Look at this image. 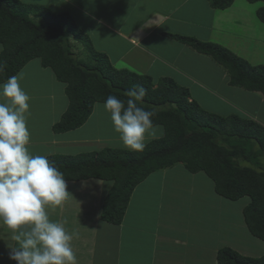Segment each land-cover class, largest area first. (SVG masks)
Returning <instances> with one entry per match:
<instances>
[{
    "label": "trees",
    "instance_id": "1",
    "mask_svg": "<svg viewBox=\"0 0 264 264\" xmlns=\"http://www.w3.org/2000/svg\"><path fill=\"white\" fill-rule=\"evenodd\" d=\"M254 4L264 0H248ZM235 0H210L214 9L231 7ZM264 22V6L257 12ZM195 51L211 56L230 74L232 86L264 96V65L253 66L229 49L191 37L173 36ZM0 85L18 74L30 61L39 59L56 79L65 84L68 107L53 126L57 134L82 127L97 103L108 95L127 100L133 84L145 87L141 102L155 113L153 122L163 136L147 143L142 153L106 147L77 155L53 154L66 181L98 179L108 182L100 220L122 224L134 190L152 173L182 164L192 174L205 173L215 192L228 200L245 197L251 202L243 217L250 234L264 243V126L239 115L221 116L205 111L190 91L173 79L155 84L147 75L119 70L107 54L97 51L69 12L57 13L23 0H0ZM87 53L81 55L80 46ZM85 51V52H86ZM81 56V57H80ZM248 162L250 166L243 165ZM219 264H264L225 247L217 252Z\"/></svg>",
    "mask_w": 264,
    "mask_h": 264
},
{
    "label": "crops",
    "instance_id": "2",
    "mask_svg": "<svg viewBox=\"0 0 264 264\" xmlns=\"http://www.w3.org/2000/svg\"><path fill=\"white\" fill-rule=\"evenodd\" d=\"M52 1L53 11L69 12L89 35L94 48L107 54L115 68L150 76L155 84L162 78L173 79L178 85L187 88L191 93V100H197V103L200 101L190 85L207 87L199 85L205 80L201 81L196 76L199 73L197 71L218 63L211 56L195 51L173 36L215 43L236 52L253 66L263 65L258 56L262 55L264 49V22L257 15L258 10L264 6L263 2L252 4L248 0H235L231 7L219 10L212 8L210 0ZM29 81V84L23 82L21 85L26 91L33 90L32 95L39 99L38 104L45 102L40 107L48 105L46 111H40V117L53 113L50 121L53 130L68 107L65 86H53V81V87L40 82L36 86V81ZM227 83L232 86L229 79ZM212 94L232 104L218 89L213 90ZM244 114L247 115L245 118L264 126V122L259 119V112ZM231 115L233 114H229ZM53 134V140L58 141L56 136L62 133L53 131ZM262 163L264 164V158ZM243 165L250 166L248 162ZM170 179L166 170H161L152 173L139 184L120 225L100 220L103 196L110 189V184L101 180V185L96 190L94 188L93 199L88 197L85 201L82 199L76 202L72 206L76 208L72 215L66 216L62 210L56 216L52 214L54 221L64 223L65 228L74 234L72 247L77 264H219L217 252L224 248L222 239L218 238L216 241L211 236L203 241L205 235L194 234L192 223L196 225L195 218L201 215L184 211L189 206L185 204L188 199L181 197L182 203L178 204L185 208L177 209L172 203L165 205L163 189ZM191 190L192 188L187 187L179 194L193 199ZM213 191L215 192L214 184ZM84 193L80 192L78 195ZM74 198L76 197H71L70 200ZM246 198L248 197L240 199L243 202L239 208L241 213L251 202L250 198ZM91 207L93 210H90ZM53 209L49 208V211L52 212ZM225 213L228 218L230 214L227 211ZM177 218L179 222H171ZM220 224L222 225L221 221ZM0 232L3 233V243L6 245L2 247L5 252L0 251L3 253L0 256L4 257L9 255L8 244L12 241L6 226L0 224ZM229 233V230L226 231L225 236L228 238ZM254 240L257 250L255 255L262 257L264 252L260 253L259 245L263 249V242L257 238ZM159 246L162 248L158 249Z\"/></svg>",
    "mask_w": 264,
    "mask_h": 264
},
{
    "label": "rangeland",
    "instance_id": "3",
    "mask_svg": "<svg viewBox=\"0 0 264 264\" xmlns=\"http://www.w3.org/2000/svg\"><path fill=\"white\" fill-rule=\"evenodd\" d=\"M24 1L28 4H38L52 9V0ZM81 47L84 46L81 45L78 48V51L81 52V55L84 54L85 56V53H87V51L85 50V48ZM2 49L3 47L0 44V52L2 51ZM258 58L261 62H263L264 65V49L262 50V55H259ZM211 65L212 66L208 65L198 70L197 72L199 73L196 75L198 76V78H200L201 81L205 80L202 81V83H200L199 85L207 87L201 88L200 86L192 84L190 85L193 93L200 101V103L198 104L203 109L212 113L221 114L222 116H229V114H233L246 117L247 115L244 114L245 112L252 114L254 112H259V119L264 122L263 94L260 92L248 91L240 87L230 86L227 83L228 79L230 80L229 72L223 66L216 63ZM19 73H23V76H27L26 78H22V80L20 81L21 84L23 82H27L29 84V80L32 79L33 81H36V86H39V82L44 85L46 84L51 86V81H53V86H65L64 83L59 82L56 79L53 71L50 68H44L41 65V61L39 59L30 61ZM215 89H218L232 104L225 102L224 99L220 96H215V94L213 95L212 93ZM24 90L26 91V89ZM32 91L33 90L26 91L31 97L30 109L26 114V118L31 133V143L29 145V151L32 154L35 151H38L36 155L48 156V154L50 155L58 153L77 155L85 152L100 151L101 149L106 147L126 149L119 138V134L114 131L110 115L104 110L102 103H97L94 106L92 115L82 127L56 136V139L58 141L53 140L54 134L53 130L51 129L52 125H50V121L53 118L54 114L50 112L48 115L40 117V111H46L48 109V105L40 107L45 102L42 104H38L37 100L39 99L35 98L32 95ZM58 99L60 102L59 97ZM66 100L68 101V99ZM162 131V127H155L156 133L152 135L153 137L151 136L152 139L162 137ZM37 133H39L40 135H37ZM149 139L150 137L146 140V143L149 141ZM166 172L167 176L171 179L167 181L165 189H163L165 195L164 201L166 200L165 205L172 203L174 204V207H177V209H181L184 207L178 205L182 203L180 201L181 197H183V199L187 198L188 200L185 202V204L189 206L188 208L184 207V211L189 210L193 215H201V217L195 218V222H197L196 225L192 223V225L194 226V234L197 233L199 236L205 235L203 241L208 240L209 238H211V236H213V239H215L216 241H218V238H221V243L223 244L224 248L230 247L238 251L240 254L249 255V257H260L255 255L257 252L254 246L255 243H253L256 241L254 240L255 237L250 234L247 225H244L243 212L241 213L239 210L243 202H240V200L231 201L215 193L213 191V182L205 173L201 172L192 174L184 166L181 165L175 168L172 167L166 169ZM190 178H192L193 180L192 183L190 181ZM66 182L70 195L65 200L64 205L62 204L59 207H54L52 212L48 209L50 218L52 220L53 215L56 216L61 210L62 213H64V215L66 216L72 215L76 210V208H72V206L82 199L84 201L87 200L88 197L93 199V192L99 187V185H101V181L94 178L88 180ZM106 186L108 187V184H106ZM187 187L192 188L190 192L193 191V199H189V197H184L179 194L183 190H186ZM80 192L85 193L83 195H78V193ZM160 194H162V192ZM71 197L76 198L70 200ZM90 210H93V208L91 207ZM226 211L230 214L228 218L225 216ZM173 221L174 224H176V222H179L180 220L177 218L173 219L171 222L173 223ZM220 221L222 222V225L220 224ZM228 230L230 232L229 238L225 236L226 231ZM211 232H213V234H211ZM2 234L0 232V251L2 250V252H5V249L2 248L6 246L3 243ZM217 235H219V237H217ZM6 237L9 236L6 235ZM166 241L167 240H165L164 243H166ZM261 245H264V243ZM161 248L160 246L158 247V249ZM259 249L260 253L264 252V248L262 249L260 245ZM0 254L3 253L0 252ZM8 254L9 255H5L4 257L3 255L0 256V264H16L15 261L10 259V251H8Z\"/></svg>",
    "mask_w": 264,
    "mask_h": 264
},
{
    "label": "clouds",
    "instance_id": "4",
    "mask_svg": "<svg viewBox=\"0 0 264 264\" xmlns=\"http://www.w3.org/2000/svg\"><path fill=\"white\" fill-rule=\"evenodd\" d=\"M22 78L18 73L0 85V224L10 232V259L16 264H77L74 234L48 211L70 195L64 174L48 156L29 151L31 97ZM146 93L143 85L133 84L126 101L110 94L103 104L123 146L135 153H142L155 133V113L141 105Z\"/></svg>",
    "mask_w": 264,
    "mask_h": 264
}]
</instances>
